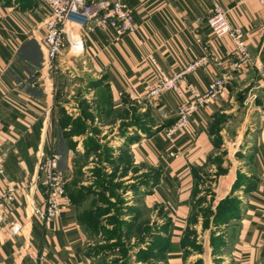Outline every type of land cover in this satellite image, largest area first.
I'll return each mask as SVG.
<instances>
[{"label":"crops","instance_id":"obj_1","mask_svg":"<svg viewBox=\"0 0 264 264\" xmlns=\"http://www.w3.org/2000/svg\"><path fill=\"white\" fill-rule=\"evenodd\" d=\"M127 1L135 10L137 34L127 32L118 39L108 30L86 33L84 49L75 53L67 44L49 70L43 66L46 49L41 42L49 9L41 0H0L4 159L0 191L9 184L23 188L21 196L0 210L5 217L0 221V264H99L101 255L94 253L82 220L86 207L73 200L68 187L71 203L59 217L45 221L36 212L46 205L47 193L37 176L49 153L59 154L58 169L66 181L85 155L90 133L80 129L83 102L92 114L102 116L98 124L104 133L110 132L108 144L126 150L127 173H136L129 181L137 183L133 206L148 214L142 237L137 238L145 241L140 252L144 260L137 264H260L264 260V87L260 86L264 6L260 0H218L229 9L231 24L242 27L253 59L252 66L235 70L233 41L217 39L207 23L212 0ZM200 57L206 58L205 64L182 83L187 97L193 96L188 83L204 92L222 74H227L228 82L194 113L184 130L169 136L181 100L170 92L159 100L149 98V89L159 78L151 58L173 74ZM247 90L258 96L251 109L239 103ZM69 111L75 114L61 124ZM137 113L140 123L133 121ZM220 119L222 124L217 123ZM217 127H222V143ZM219 152L224 153L214 157ZM205 175L216 177L211 185L216 198L225 200L228 195L238 204L225 220L214 224L217 234L197 238L204 247L200 252L185 243L195 190L203 186ZM14 223L22 225L17 234L11 229ZM216 235L221 245L210 241Z\"/></svg>","mask_w":264,"mask_h":264},{"label":"built area","instance_id":"obj_2","mask_svg":"<svg viewBox=\"0 0 264 264\" xmlns=\"http://www.w3.org/2000/svg\"><path fill=\"white\" fill-rule=\"evenodd\" d=\"M49 9L45 21V28L41 42L46 49L43 66L51 70L59 55L68 44L75 53L85 47L84 35L97 29L112 31L116 38L129 32L137 34L138 24L135 19V10L127 0H41ZM264 6V0H260ZM229 9L220 1L212 0V8L207 23L217 39L229 37L235 45L236 61L233 69L239 70L243 66H252L253 59L244 38L242 27L234 26L229 20ZM156 67L159 78L149 89L150 99L159 100L166 93H173L181 100L178 106V120L168 128V135L178 130H184L191 122L194 113L206 105L212 98L220 94L228 82L227 74H222L210 82L206 91H196L191 83L189 89L192 97L182 88L187 76L195 72L206 62L205 57L196 58L181 70L168 74L161 70L156 59L151 58ZM261 83L264 87V65L260 67ZM59 154L55 151L49 153L39 165L38 182L45 187L47 198L44 208H36V212L45 221H52L59 217L63 210L69 207L71 201L66 190L65 174L58 169ZM4 172V159L0 155V175ZM23 194V188L16 185H7L0 191V210L6 204ZM5 219L0 212V221ZM22 225L14 223L12 232L17 234Z\"/></svg>","mask_w":264,"mask_h":264},{"label":"rangeland","instance_id":"obj_3","mask_svg":"<svg viewBox=\"0 0 264 264\" xmlns=\"http://www.w3.org/2000/svg\"><path fill=\"white\" fill-rule=\"evenodd\" d=\"M252 88L249 87L248 89L251 90ZM240 98L239 103L242 107L251 109L258 96L249 91L247 95L245 92ZM88 105L85 102L82 103V115L86 119L84 120L80 116L77 118H81L79 121L81 132L89 131L90 133L86 140L85 155L77 162L78 169L72 174L71 179L66 181V188L68 187L72 193L73 200L79 201L82 207H86L83 211L82 220L86 222L93 240L94 253L101 255L98 263L137 264L144 260L140 252L141 245L143 247L145 241L137 238L142 237V223L148 220V214L140 206H133L137 200L135 197L138 196L133 190L137 183L129 181L135 178L136 173H127L128 168L123 167L128 163V159H125L126 150L120 151L108 144L110 132L104 133L106 130L99 128L100 125L98 124L102 116L92 114ZM73 114L75 113L69 111L68 114L67 112V115L62 118L61 124L68 121V115L73 116ZM87 119H89V123L86 122ZM134 120L140 123L141 116L138 113L134 114ZM151 122L152 120H150ZM220 122L222 124L223 120H217V123ZM221 129L222 127L215 129V133L220 136L217 139L220 143L223 140ZM117 151L119 152L117 153ZM219 153L214 157H218L224 152ZM100 162L102 163L100 164ZM84 164H88L86 168L88 172L86 173L82 170ZM106 168H109V171ZM110 169L113 170L110 172ZM215 178L211 175H205L201 178L203 186L197 185L193 199V211L186 229L187 243L185 244H189L193 250L200 252H204V247H202L201 240L198 243L197 238L207 232L210 237L217 234L219 229L214 227V224L223 221V217L234 211L238 204L234 197L229 199L228 195L225 200L215 197L211 187L212 182L216 180ZM135 215L136 221L133 220ZM211 222L214 223L210 225ZM151 227L153 225L148 226V229ZM210 241L217 246L222 244L217 235L215 240L210 239ZM260 264H264V260Z\"/></svg>","mask_w":264,"mask_h":264},{"label":"trees","instance_id":"obj_4","mask_svg":"<svg viewBox=\"0 0 264 264\" xmlns=\"http://www.w3.org/2000/svg\"><path fill=\"white\" fill-rule=\"evenodd\" d=\"M77 126V125H76ZM223 220H225V217H223Z\"/></svg>","mask_w":264,"mask_h":264}]
</instances>
